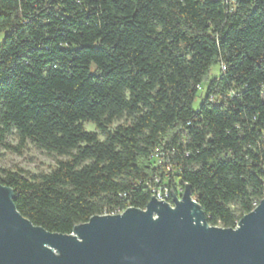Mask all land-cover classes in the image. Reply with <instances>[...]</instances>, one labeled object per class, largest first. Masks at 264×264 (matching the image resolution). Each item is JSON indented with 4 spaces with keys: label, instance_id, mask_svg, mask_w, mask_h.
<instances>
[{
    "label": "trees",
    "instance_id": "trees-1",
    "mask_svg": "<svg viewBox=\"0 0 264 264\" xmlns=\"http://www.w3.org/2000/svg\"><path fill=\"white\" fill-rule=\"evenodd\" d=\"M1 33L0 146L59 157L0 169L34 225L68 234L188 184L233 228L263 198L264 0H0Z\"/></svg>",
    "mask_w": 264,
    "mask_h": 264
},
{
    "label": "water",
    "instance_id": "water-1",
    "mask_svg": "<svg viewBox=\"0 0 264 264\" xmlns=\"http://www.w3.org/2000/svg\"><path fill=\"white\" fill-rule=\"evenodd\" d=\"M171 203L95 214L70 233L49 232L17 211L0 183V264H264V196L233 228L211 226L190 186Z\"/></svg>",
    "mask_w": 264,
    "mask_h": 264
},
{
    "label": "rangeland",
    "instance_id": "rangeland-1",
    "mask_svg": "<svg viewBox=\"0 0 264 264\" xmlns=\"http://www.w3.org/2000/svg\"><path fill=\"white\" fill-rule=\"evenodd\" d=\"M3 33L0 34V42L2 41ZM219 75V67L218 65L214 66L209 74V78L216 77ZM200 102V98H197L193 107L196 108ZM122 121L115 122L112 127L121 123ZM84 128L87 131H96L95 127L91 123H85ZM97 132V131H96ZM103 136L100 135L99 139H102ZM7 142L11 145L17 144V138L15 135H9L7 137ZM59 159V157L47 154L42 150L35 148L31 143H27V145L23 148L21 153H17L13 150L5 149L0 146V169H9L11 171H22L26 173L28 176L32 174L39 173H48L54 166L56 165L55 161ZM258 203V202H257ZM236 215H239L240 212L238 210L237 205L232 206Z\"/></svg>",
    "mask_w": 264,
    "mask_h": 264
},
{
    "label": "built area",
    "instance_id": "built-area-1",
    "mask_svg": "<svg viewBox=\"0 0 264 264\" xmlns=\"http://www.w3.org/2000/svg\"><path fill=\"white\" fill-rule=\"evenodd\" d=\"M262 94L264 96V89H263ZM155 181H157V183H158V179L157 178H156ZM183 188L184 187H178L175 194L177 196H179L182 193ZM150 194L153 195V196H155L158 200H162V201H166V202L171 203V199H172L171 198V193H170V190L166 186H163V185H155V186H152L150 188ZM256 204L257 203H254L253 204V207ZM125 208H127V207H124V208H122V207H116L111 212H107L106 210H104L102 214H118V213L123 212L125 210Z\"/></svg>",
    "mask_w": 264,
    "mask_h": 264
}]
</instances>
